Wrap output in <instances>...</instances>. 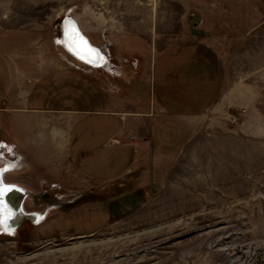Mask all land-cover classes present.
<instances>
[{
  "label": "rangeland",
  "instance_id": "1",
  "mask_svg": "<svg viewBox=\"0 0 264 264\" xmlns=\"http://www.w3.org/2000/svg\"><path fill=\"white\" fill-rule=\"evenodd\" d=\"M217 3L246 6L248 35L256 38L264 0H0V105L33 89V97L58 106L64 95H50L49 86L70 85L73 90L56 91L73 94L78 106L88 78L107 80L111 73L103 68L85 73L86 65L59 40L68 15L97 36L92 41L107 53L112 69L118 54L107 35L112 28L129 31L135 45L123 55L131 68L155 44L193 31L206 34L207 8ZM96 23L109 30L97 31ZM250 81L259 87L258 118L245 111L235 122L233 113L242 107L233 95L225 115L209 119L214 127L205 125L175 157L159 159L142 149L115 180L82 177L64 151L37 153L29 145L25 155L19 144L0 138L4 182L28 190V212L46 214L41 223L24 219L16 229L0 227V264H264V77ZM129 85L122 91L138 81ZM250 119L259 125H249ZM7 121L3 114L5 131ZM20 153L22 169L4 170L7 159L18 160Z\"/></svg>",
  "mask_w": 264,
  "mask_h": 264
},
{
  "label": "crops",
  "instance_id": "2",
  "mask_svg": "<svg viewBox=\"0 0 264 264\" xmlns=\"http://www.w3.org/2000/svg\"><path fill=\"white\" fill-rule=\"evenodd\" d=\"M256 11L258 21L261 13ZM206 15V34L193 31L192 37L155 44L131 68L123 54H131L133 35L112 28L107 36L118 54L116 70L108 71L111 74L102 82L87 77L91 84L85 82V90H81L82 105H72L74 96L70 92L56 91L73 90L70 85L56 90L49 86L50 95H64L58 106L42 103V96L33 97V89L26 97L16 94L7 107L0 105V138L19 144L25 155L29 145L37 153L45 149L64 151L82 177L110 181L121 177L142 149L159 159L175 157L185 144L198 138L205 125L214 127L209 119L225 115L233 95L240 96L239 105L246 112L252 111L250 118H258L254 110H262L259 87L250 80L264 77V38H258L264 32V23L255 24L257 36L252 38L248 35L246 6L219 3L208 7ZM79 24L97 43V36L91 31L89 36ZM96 30L106 33L109 29L96 23ZM94 69L85 66L83 71L92 74ZM136 80L138 86L133 90L122 91ZM141 94L142 100L137 97ZM3 114L8 118L6 131ZM249 125L259 124L250 119ZM24 154L19 158L24 159Z\"/></svg>",
  "mask_w": 264,
  "mask_h": 264
},
{
  "label": "bare ground",
  "instance_id": "3",
  "mask_svg": "<svg viewBox=\"0 0 264 264\" xmlns=\"http://www.w3.org/2000/svg\"><path fill=\"white\" fill-rule=\"evenodd\" d=\"M61 29L62 36L59 40L63 45H65V49L68 54L75 58L78 63L91 66L93 68H103L107 71L112 70L111 60L108 58L107 54L100 47L96 46L83 32L79 21L68 15L62 19ZM66 59L70 61L69 58ZM73 64L76 65L74 62ZM76 68H80V66H76ZM16 167H19L18 160L16 158H9L7 159L4 170L11 171ZM1 178L2 182H0V192L3 193V196L0 198V208H4L6 210L3 213L5 219H0V227L4 230L16 229L18 228L17 224L24 219H29V216L31 217V221L34 220L35 222L37 221L38 223H41L46 215L44 211L31 210L28 212L29 210H27L24 205L25 199L29 194L28 190L17 183H5L0 173V179ZM19 194H21V198H19ZM20 199H23L21 200L22 206L19 207L18 210L15 205H17V201Z\"/></svg>",
  "mask_w": 264,
  "mask_h": 264
},
{
  "label": "built area",
  "instance_id": "4",
  "mask_svg": "<svg viewBox=\"0 0 264 264\" xmlns=\"http://www.w3.org/2000/svg\"><path fill=\"white\" fill-rule=\"evenodd\" d=\"M245 111V108H237L232 116L234 121L239 122L240 118L244 115Z\"/></svg>",
  "mask_w": 264,
  "mask_h": 264
},
{
  "label": "water",
  "instance_id": "5",
  "mask_svg": "<svg viewBox=\"0 0 264 264\" xmlns=\"http://www.w3.org/2000/svg\"><path fill=\"white\" fill-rule=\"evenodd\" d=\"M0 182H2V178L0 179ZM24 193V192H23ZM19 198H21V194H19ZM21 200H23V199H20L19 201H17V205H15V207L19 210V207H21L22 206V201ZM20 201H21V203H20ZM29 218V220L31 219V217L29 216L28 217ZM22 222V221H21ZM21 222H19V224H17V227H19L20 225H21ZM32 222H35L34 220L32 221Z\"/></svg>",
  "mask_w": 264,
  "mask_h": 264
},
{
  "label": "snow or ice",
  "instance_id": "6",
  "mask_svg": "<svg viewBox=\"0 0 264 264\" xmlns=\"http://www.w3.org/2000/svg\"><path fill=\"white\" fill-rule=\"evenodd\" d=\"M96 51H98V50H96ZM2 196H3V193L0 192V198H2ZM5 210L6 209H4V208H0V219H5L4 218V215H3V213H4Z\"/></svg>",
  "mask_w": 264,
  "mask_h": 264
}]
</instances>
